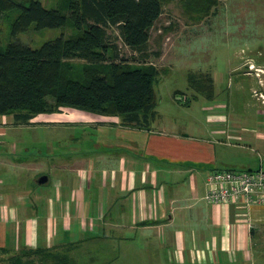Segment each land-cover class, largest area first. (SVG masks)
Wrapping results in <instances>:
<instances>
[{
    "label": "crops",
    "instance_id": "1",
    "mask_svg": "<svg viewBox=\"0 0 264 264\" xmlns=\"http://www.w3.org/2000/svg\"><path fill=\"white\" fill-rule=\"evenodd\" d=\"M208 75L212 92L201 96L210 101L222 90ZM168 112L156 100L145 127L66 107L39 114L54 117L35 121L43 130L34 155L12 143L0 150V264L27 250L45 264H264V201L204 199L212 171L256 170L220 149L262 151L264 128L247 125L251 114L235 115L246 123L227 135L244 148L221 142L210 116L176 122ZM37 116L0 115V137Z\"/></svg>",
    "mask_w": 264,
    "mask_h": 264
},
{
    "label": "rangeland",
    "instance_id": "2",
    "mask_svg": "<svg viewBox=\"0 0 264 264\" xmlns=\"http://www.w3.org/2000/svg\"><path fill=\"white\" fill-rule=\"evenodd\" d=\"M161 1L162 15L151 31L149 49L152 56L147 59V63L155 66L159 72L154 81L157 102L162 110L174 112L170 117L172 121H185L187 115L210 116L214 122L211 126L220 127L221 142L240 144L245 148L242 142L227 134L242 130L241 125L246 123L232 120L235 115L251 114L253 120L247 125L264 128V97L261 103L257 93L262 92L264 95V0ZM40 2L46 8H63L61 0ZM16 16V10H0V48L12 41L11 24ZM108 32L119 50V56L130 62V66H136L137 56L122 44L116 30L112 28ZM75 33L76 30L70 24L64 28L41 31L31 26L16 38L21 44L36 49L48 40L61 35L69 38ZM155 52H159L160 56L155 57ZM248 61L259 69L248 70ZM85 68L84 61L70 60L64 71L70 78L82 80ZM189 73L193 76V81L189 83L191 89L187 81ZM208 74L218 79L222 90L221 95L210 101L201 96L211 95L205 78ZM239 88L242 90L237 91ZM176 91V96H173ZM46 100L48 108H52L53 98L48 96ZM52 117L38 115L32 122L33 126L6 129L0 137V150L7 151L9 143H12L19 151L26 147L34 155L37 146H41L37 132L43 130V127L35 125V121ZM18 150L13 157L21 155ZM220 151L226 156L239 157V161L254 167L251 169H258L260 161H264V150L256 149L257 152L253 150L250 153L249 148L236 151L222 146ZM18 259L12 264L33 262L32 259L37 263L35 257L20 256Z\"/></svg>",
    "mask_w": 264,
    "mask_h": 264
},
{
    "label": "trees",
    "instance_id": "3",
    "mask_svg": "<svg viewBox=\"0 0 264 264\" xmlns=\"http://www.w3.org/2000/svg\"><path fill=\"white\" fill-rule=\"evenodd\" d=\"M61 1L63 8H46L40 0H0V10L17 11L11 24L12 41L0 48V115L12 114L16 121L27 123L36 115L66 107L118 115L125 125L145 127L156 108L153 83L159 72L147 59L152 56L149 41L162 15V1ZM68 24L76 30L74 35H61L36 49L16 38L31 26L41 31ZM112 28L122 44L137 56L136 66L119 56L108 32ZM153 55L159 57L160 53ZM70 60L85 62L84 79H72L65 73ZM192 78L190 75V84ZM205 78L211 93L212 79L209 75ZM48 96L53 98L52 108H48ZM20 256H40L37 263L32 259L23 264L46 263L44 256L29 250L10 261L18 262Z\"/></svg>",
    "mask_w": 264,
    "mask_h": 264
},
{
    "label": "built area",
    "instance_id": "4",
    "mask_svg": "<svg viewBox=\"0 0 264 264\" xmlns=\"http://www.w3.org/2000/svg\"><path fill=\"white\" fill-rule=\"evenodd\" d=\"M206 187L204 199L213 205L240 201L247 206L259 204L264 201V168L214 170L207 177Z\"/></svg>",
    "mask_w": 264,
    "mask_h": 264
},
{
    "label": "water",
    "instance_id": "5",
    "mask_svg": "<svg viewBox=\"0 0 264 264\" xmlns=\"http://www.w3.org/2000/svg\"><path fill=\"white\" fill-rule=\"evenodd\" d=\"M46 177L45 176H43V177H40L39 179H38V181H37V183L38 184H43L44 182H46Z\"/></svg>",
    "mask_w": 264,
    "mask_h": 264
}]
</instances>
